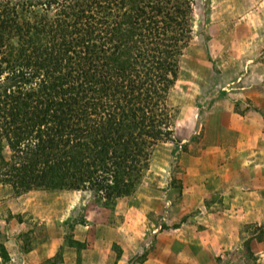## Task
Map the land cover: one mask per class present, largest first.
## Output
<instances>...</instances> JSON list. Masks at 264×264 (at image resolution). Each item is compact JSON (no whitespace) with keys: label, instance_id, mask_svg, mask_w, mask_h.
I'll return each instance as SVG.
<instances>
[{"label":"trees","instance_id":"obj_1","mask_svg":"<svg viewBox=\"0 0 264 264\" xmlns=\"http://www.w3.org/2000/svg\"><path fill=\"white\" fill-rule=\"evenodd\" d=\"M195 8L0 0V184L16 195L91 193L106 207L133 195L154 151L175 139L169 100ZM85 223L83 215L76 225ZM254 233L264 240V226ZM61 262L57 254L44 264Z\"/></svg>","mask_w":264,"mask_h":264},{"label":"rangeland","instance_id":"obj_2","mask_svg":"<svg viewBox=\"0 0 264 264\" xmlns=\"http://www.w3.org/2000/svg\"><path fill=\"white\" fill-rule=\"evenodd\" d=\"M195 21L179 81L170 94L175 139L157 147L133 195L106 207L91 193L16 195L9 185L0 184V264H21V255L50 243L56 250L42 264L57 254L60 264L64 254L75 264H264V240L258 241L254 233L256 225L264 224L247 223L253 221L247 219L248 212L256 214L255 209L234 207L223 215L229 196L215 191L204 202L216 208L214 224L189 221L200 209L192 208L195 201L185 204L183 194L185 186L198 188L194 178L183 182L193 169L192 158L209 150L221 127L225 130L228 114L244 116L249 107L235 93L243 87V73H251L254 64L264 65V0H196ZM220 94L229 96L216 99ZM218 100L224 106L214 112ZM233 211L234 223L224 224L223 217ZM83 215L86 223L76 225ZM250 238L251 252L245 245ZM202 242L209 257L195 251ZM159 246L165 249L162 255ZM179 251L177 260L173 253ZM3 252H8V261L1 258Z\"/></svg>","mask_w":264,"mask_h":264},{"label":"crops","instance_id":"obj_3","mask_svg":"<svg viewBox=\"0 0 264 264\" xmlns=\"http://www.w3.org/2000/svg\"><path fill=\"white\" fill-rule=\"evenodd\" d=\"M250 62L251 60L248 61V63ZM253 66L251 73H243L241 76L242 80L244 79L243 87L238 90L240 93H235L236 96L240 95L239 103L243 106L244 103L249 102L245 115L238 116L236 113L227 115L226 120H223L225 130H222L221 127L219 135L217 134L216 139L209 144L211 145L209 150L192 158L194 161L193 169L187 170L188 174L183 178V182L187 181V183L194 178V182L198 184V188L195 190H191L189 186V188L185 186L183 190L185 204L188 205V200L190 202L195 201V204L193 203L195 206L192 208L194 210L200 209V212L195 213V217L193 215L189 221L201 219L200 222L205 221L214 224L211 221L215 216L212 210H216V208H214V204L205 205L204 202L206 199H210L211 192L216 191L222 196H229V203L224 202V210L221 214L231 213L230 211L234 210V207H241L243 210L244 208H248L247 210L252 208L256 210V214L248 212L247 219L253 221L247 223L264 224V80L259 77L261 76L260 73H264V65L258 63ZM222 96L229 95L220 94L216 99L222 98ZM222 105L223 103L218 100L215 103L216 111L214 112L220 111L219 107ZM200 197L203 198L199 200ZM198 203H203V205ZM188 207L184 206L183 208ZM192 208L189 207L188 209ZM217 213L220 214V212ZM234 215L236 218V211L228 215V219L223 217L225 220L223 223H234L232 220ZM52 244L39 245V247L32 248L26 255L20 254L21 264H42L45 259L54 255L56 246L53 247ZM180 245L177 243V246ZM202 245L200 249L197 246L195 251H198L202 256L209 257L211 255L210 250L206 248L204 242ZM5 246L8 249V244ZM157 249L159 255L165 253L163 247L159 246ZM179 254H181L180 251L173 253L177 260L182 256ZM65 255L62 264H75V259H68ZM70 255L69 258H71ZM146 263L149 264L148 261Z\"/></svg>","mask_w":264,"mask_h":264}]
</instances>
